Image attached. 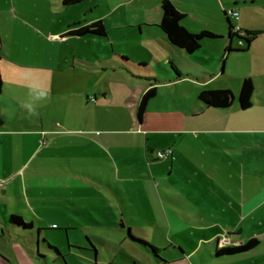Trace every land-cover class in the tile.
<instances>
[{
  "label": "crops",
  "instance_id": "0c3cea01",
  "mask_svg": "<svg viewBox=\"0 0 264 264\" xmlns=\"http://www.w3.org/2000/svg\"><path fill=\"white\" fill-rule=\"evenodd\" d=\"M162 1L0 0L1 236H32L37 262L50 259L45 240L69 264L58 244L40 241V229L34 239L33 221L28 230L9 222L12 214L25 220L22 209L10 211V193L37 222L49 212L68 216L64 207L73 205L114 231L96 239L133 264L146 263L125 249L127 242L151 264H196L197 253L208 264H264V0H170L188 31L216 35L192 54L172 45L161 28ZM98 21L104 37L69 34ZM229 23L241 27V36L262 33L246 51L226 54L230 46L246 48L244 39L230 36ZM245 78L254 83L248 110L239 102ZM152 87L156 95L140 119ZM215 89H230L233 105L213 108L199 99ZM166 148L173 156L157 159ZM66 233L70 248L98 263L100 248L89 234L78 247ZM131 235L156 246L164 261ZM222 238L226 246L251 238L260 244L214 259ZM203 243L215 251L207 248L206 255ZM0 260L14 264L2 252Z\"/></svg>",
  "mask_w": 264,
  "mask_h": 264
},
{
  "label": "rangeland",
  "instance_id": "374dc122",
  "mask_svg": "<svg viewBox=\"0 0 264 264\" xmlns=\"http://www.w3.org/2000/svg\"><path fill=\"white\" fill-rule=\"evenodd\" d=\"M11 190V188H10ZM71 205V204H70ZM72 207H64L66 213L68 216H61L56 215L55 213H47L43 219H41V222H37V218L32 214L28 206H18L16 205V197L13 194L10 193V211L16 212L17 208H20L24 211L23 216L25 217V220L28 222L33 221L35 224V228L33 231V237L34 239L37 237V231L40 229V241L42 240L43 236H46L50 241L58 244L62 252L68 254L66 256V260L69 264H95V261H90L82 251L79 249L72 247L70 248L69 244L67 243V233L66 228H69L70 236H74L76 243L73 245H76L78 247H81L84 245L85 241V235L89 234L92 238V241L98 245L100 248V254L97 264H133L132 260H130L122 251L114 250L113 248H110L108 246H104L102 243H100L96 237L98 236H108L109 234H115L114 231H112L109 228H103L98 225H96L93 221L89 220L87 217L79 213L73 205ZM90 214L99 222H102L103 216L101 213L96 209L95 207L88 205ZM119 207H112L113 213L117 214L119 213ZM139 218L142 220L144 226L153 234L154 229L153 227L144 219L142 215L139 216ZM0 222H2V219H0ZM4 230V225H1L0 223V236L2 235V232ZM135 239L144 240L142 238L136 237L132 235ZM32 237V236H31ZM30 237V238H31ZM12 240L9 237V234L5 231V234L0 237V252L5 254L7 257H9L14 264H63L61 262L56 263L54 258V252H49L46 255L49 256L50 259L48 261L42 260V262H37V260L33 257V255L30 252L31 249V240ZM194 238L199 241L200 237L198 235H195ZM160 239V238H159ZM60 240V241H58ZM227 240V239H226ZM62 241V242H61ZM145 241V240H144ZM183 246L190 250L189 245H187L185 242L181 240ZM228 243V241H226ZM53 244V243H51ZM72 244V243H70ZM53 246H55L53 244ZM164 246V245H163ZM207 248L210 249L212 252L215 251V244H209L206 245L205 243L202 244V251L208 254ZM125 249L132 255L138 257L140 260L145 262L146 264H151L148 262L147 258H149V255L139 249L136 246H133L129 242L125 244ZM42 251H45L43 249ZM41 255H45L44 252L40 253ZM154 257V256H153ZM160 257H162L160 255ZM196 261H194L196 264H208L207 262L202 261V255L200 253H197L195 255ZM153 260V259H152ZM47 262V263H46ZM114 262V263H113ZM184 263L191 264V261L189 259L185 260ZM0 264H3L0 260ZM155 264V263H153Z\"/></svg>",
  "mask_w": 264,
  "mask_h": 264
},
{
  "label": "trees",
  "instance_id": "16d2710c",
  "mask_svg": "<svg viewBox=\"0 0 264 264\" xmlns=\"http://www.w3.org/2000/svg\"><path fill=\"white\" fill-rule=\"evenodd\" d=\"M81 0H65L66 4H74ZM162 11L163 17L161 21V28L166 33L169 42L179 48L184 49L188 53H195L199 50L202 46V41L206 38H213L216 35L208 30H204L200 33H192L188 31L185 26L183 25L182 21L184 15L177 10L175 5L170 0H163L162 1ZM76 29L69 31L71 35L77 36H97V37H104L107 35V30L104 24L101 21L92 23L90 25L82 26L81 24L78 25ZM229 27L231 30L230 36H238L246 41V48H232L231 46L227 49L226 54L230 52H242L246 51L249 45L262 33L261 31H244V36H241L239 33L233 34L234 25L229 23ZM254 92V83L251 78H245L243 80L241 91L239 95V102L240 107L243 110H248L252 106V96ZM156 95V88L152 87L149 89L145 95L143 96L140 106H139V118L142 119L148 102ZM199 99L205 103L208 107L213 108H229L233 105L235 101V95L230 89H215V90H205L199 95ZM9 222L22 228L24 230H28L32 228V223L26 222L22 216L17 214H12L9 218ZM131 237L135 239L132 235ZM139 241L143 246L148 248L149 251L153 253V255L161 262L164 261L162 257H160V250L140 239H135ZM44 245L47 247V250H51L54 252L53 260L55 262H61L66 264L65 255L61 254L58 248L51 245L47 241L44 240ZM260 244V241L257 238H251L247 242L239 245H223L222 247L218 248L215 251L213 256L214 259L231 257V256H238L245 253H248L254 249H256ZM43 258L46 255H41Z\"/></svg>",
  "mask_w": 264,
  "mask_h": 264
},
{
  "label": "built area",
  "instance_id": "2783aa9c",
  "mask_svg": "<svg viewBox=\"0 0 264 264\" xmlns=\"http://www.w3.org/2000/svg\"><path fill=\"white\" fill-rule=\"evenodd\" d=\"M231 15L238 20L239 19V11H231ZM234 31L237 33H241V27L239 25H235L234 26ZM155 156L157 159H164V158H168V157H172L173 156V150L172 148H166L163 150H158L155 153ZM2 186V182H0V187ZM226 238H222L220 239L219 243L220 245H225L226 244Z\"/></svg>",
  "mask_w": 264,
  "mask_h": 264
}]
</instances>
